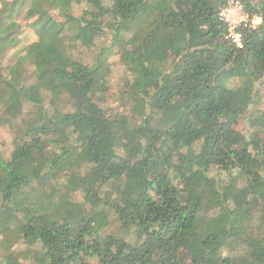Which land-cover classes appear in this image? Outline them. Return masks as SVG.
Wrapping results in <instances>:
<instances>
[{
  "label": "trees",
  "instance_id": "1",
  "mask_svg": "<svg viewBox=\"0 0 264 264\" xmlns=\"http://www.w3.org/2000/svg\"><path fill=\"white\" fill-rule=\"evenodd\" d=\"M227 1L0 0V264H264V0L242 47Z\"/></svg>",
  "mask_w": 264,
  "mask_h": 264
},
{
  "label": "rangeland",
  "instance_id": "2",
  "mask_svg": "<svg viewBox=\"0 0 264 264\" xmlns=\"http://www.w3.org/2000/svg\"><path fill=\"white\" fill-rule=\"evenodd\" d=\"M85 9L84 5H79V6H75L73 8L74 10V14H79L81 11H83ZM255 16H252L249 19V22L251 25L255 26L257 25L259 22L257 19L254 18ZM22 24L26 27L23 28L22 30V34L20 35L21 41L19 43L18 46H16L15 48L11 49L10 53L14 54L16 51L23 49L26 45H28L29 43H31L32 41H34L36 39V35L35 33L27 26L26 21H22ZM67 54L76 60H80L84 63H88L93 61V53L85 50L83 47L79 46V45H74L68 52ZM115 58H111V61H113ZM126 75L125 69L123 68V66H121L120 64H118L117 62L114 63L111 66V72L109 74V82L105 83V85L103 87H105V89L102 90V92H100V96H99V102L101 104H104L106 106H110L113 107L114 109H118L120 110V106L118 104V100H117V95L116 93L114 94L113 92V87H115V85H117L120 81V79ZM236 80L233 81V85L236 84ZM263 89V85L261 86ZM264 90V89H263ZM48 101V99H47ZM260 107L264 108V92H262L261 95V100H260ZM10 141V133L8 132L7 128H2L0 127V150H3L1 148L5 147V145H7ZM39 182L41 184H43L46 187H49L52 183V179H50L48 176L46 177H41L39 178ZM18 248L19 249H24V245L20 244V241L18 242ZM20 245V246H19Z\"/></svg>",
  "mask_w": 264,
  "mask_h": 264
},
{
  "label": "built area",
  "instance_id": "3",
  "mask_svg": "<svg viewBox=\"0 0 264 264\" xmlns=\"http://www.w3.org/2000/svg\"><path fill=\"white\" fill-rule=\"evenodd\" d=\"M219 16L227 24L228 37L238 47H242L240 28L251 25L249 22V15L245 12L243 4L240 0H228L227 5L221 9ZM255 19H260L255 16ZM253 26V25H251Z\"/></svg>",
  "mask_w": 264,
  "mask_h": 264
}]
</instances>
